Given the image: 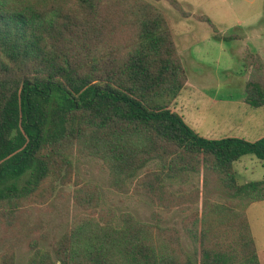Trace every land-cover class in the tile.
Masks as SVG:
<instances>
[{"label":"trees","instance_id":"16d2710c","mask_svg":"<svg viewBox=\"0 0 264 264\" xmlns=\"http://www.w3.org/2000/svg\"><path fill=\"white\" fill-rule=\"evenodd\" d=\"M185 81L168 22L145 0H0V206L41 196L74 151L101 158L114 189L143 192L165 209L173 197L158 170L213 168L238 198V208L210 203L194 213L190 251L178 231L154 233L123 211L118 225L80 217L27 264H261L246 208L264 199V177L238 183L233 162L246 153L263 160L264 136L196 133L170 106ZM243 87L248 104H264L257 52ZM153 158L162 168L137 176ZM74 196L95 206L86 187Z\"/></svg>","mask_w":264,"mask_h":264},{"label":"rangeland","instance_id":"374dc122","mask_svg":"<svg viewBox=\"0 0 264 264\" xmlns=\"http://www.w3.org/2000/svg\"><path fill=\"white\" fill-rule=\"evenodd\" d=\"M145 1L163 12L185 76L187 72L188 77L191 75V79L197 81L196 86L181 90L170 106L187 120V116L200 118L202 125L198 131L205 132V126L209 129L217 118L216 102L209 97L236 94L237 89L242 88L245 76L248 77L256 51L248 46L252 43L247 39V25L249 22L264 24V0ZM202 17L209 18L215 28ZM228 54H233L231 63H228ZM195 59L202 63L192 73ZM208 71L210 81L207 80ZM203 89L206 97L202 94ZM225 124V121L220 122L221 126ZM161 168L162 162L153 158L139 169L137 176ZM233 170L238 183L264 176V164L253 153L241 155L233 162ZM158 171L161 183L173 197L171 203L174 205L169 209L143 192L114 189L108 181L109 168L101 158L74 151L69 156V163L60 167V172L49 180L47 191L41 196H29L12 210L0 206V264L4 259H10L14 264H27L35 250L52 251L55 239L82 216L104 218L118 225V215L123 211L150 224L154 233L164 228L173 233L178 231L181 245L190 251L192 239L187 228L191 226L196 211L200 214L202 209L210 207V203H225L238 208L234 204L238 198L229 194L213 168L201 166L199 171L188 169L170 175ZM134 180L128 179L130 187ZM80 187L96 193L94 207L86 208L78 203L74 193ZM247 216L260 263L264 264V199L249 202Z\"/></svg>","mask_w":264,"mask_h":264},{"label":"crops","instance_id":"0c3cea01","mask_svg":"<svg viewBox=\"0 0 264 264\" xmlns=\"http://www.w3.org/2000/svg\"><path fill=\"white\" fill-rule=\"evenodd\" d=\"M247 27L249 30L247 39L249 40V43L250 42L252 43V45H248V46L251 48L252 51L255 50L264 61V24L256 25L255 23L249 22ZM253 46H255L256 49H254ZM228 56H229L227 58L228 63L233 62V57H232L233 54H228ZM201 63L202 62H200L198 59H195L194 66L192 67V73H194L193 72L194 70H197V66L200 65ZM201 68L202 67H200V69ZM203 69L205 70V67L202 68V70ZM206 74H208L207 80L210 81L209 76H211V73H209L208 71L206 72ZM189 77L186 72L185 85L180 89V91L185 88L189 89L193 86H196L197 81L194 78L191 79L192 78L191 75ZM245 79H246V76H245ZM243 86L244 84L242 85V88L240 89L236 88L237 89L236 94H233V95H228V96L227 95L226 96L216 95L215 97H209L210 99L216 102L215 105H216L217 118L215 119L216 123L213 124L209 129L207 126H205V132H202L203 134L198 131L202 125L200 118H198L197 116L196 117L187 116L188 118L187 120L186 117H184L183 114L177 111V109L174 106H172V109L178 112L183 117L185 122L196 133L202 136H205L208 138L237 136V137L245 138L247 140H255V139H258L264 136V104L257 106V107H253L250 104H248L244 100V87ZM180 91L178 92V94L180 93ZM202 94H204L203 96L205 97L207 95L204 89L202 91ZM222 106H224L225 109H222ZM221 121H225L226 124L221 126L220 125ZM237 160L238 159L234 160V162ZM260 162L264 164V159L260 160ZM246 213H247V208H246Z\"/></svg>","mask_w":264,"mask_h":264}]
</instances>
